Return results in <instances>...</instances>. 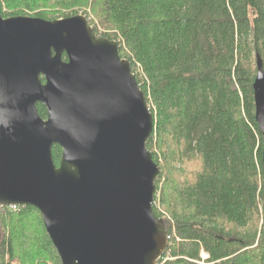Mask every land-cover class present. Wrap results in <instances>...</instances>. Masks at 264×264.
Returning <instances> with one entry per match:
<instances>
[{"label":"trees","instance_id":"trees-1","mask_svg":"<svg viewBox=\"0 0 264 264\" xmlns=\"http://www.w3.org/2000/svg\"><path fill=\"white\" fill-rule=\"evenodd\" d=\"M0 12L46 21L83 15L97 38L118 43L154 116V202L174 225L153 206L171 233L166 264H202L203 252L204 264H264L253 90L258 57L264 64V0H0ZM37 110L47 118L43 105ZM52 154L59 166L61 147ZM0 234V264H62L34 207L0 206Z\"/></svg>","mask_w":264,"mask_h":264},{"label":"water","instance_id":"water-1","mask_svg":"<svg viewBox=\"0 0 264 264\" xmlns=\"http://www.w3.org/2000/svg\"><path fill=\"white\" fill-rule=\"evenodd\" d=\"M253 90L264 164L260 57ZM154 128L130 62L83 15L0 12V205L36 208L62 264H156L165 254L168 230L153 209L161 171L147 148Z\"/></svg>","mask_w":264,"mask_h":264},{"label":"rangeland","instance_id":"rangeland-1","mask_svg":"<svg viewBox=\"0 0 264 264\" xmlns=\"http://www.w3.org/2000/svg\"><path fill=\"white\" fill-rule=\"evenodd\" d=\"M92 15V14H91ZM93 16V15H92ZM90 17V20H92L91 22L93 23V25L97 28V30L99 31V32H101V33H103L104 31H105V29H103V27H101L100 26V24L98 23V21L96 20V18H94V17ZM105 33V32H104ZM160 176H161V173H160ZM160 178V177H159ZM1 206V205H0ZM153 206H156L157 207V210L159 211V213H161L162 214V216H163V218H166L169 222H171V224H172V216L161 206V204L159 203V201H157L156 203L154 202V204H153ZM7 207H9V208H11V209H13L14 211H16V210H18V208H20V207H16V208H13L14 206H7ZM173 225V224H172ZM173 234H175V231H173ZM172 234V235H173ZM171 235V233L170 234H168V237ZM174 239V238H173ZM177 241L179 242V240L177 239ZM172 242H173V240H172ZM169 245H171V240L169 239V241H168V248H167V250H166V252L169 250ZM166 252H165V254H166ZM165 254L161 257L162 259L163 258H165ZM208 258V256H207V254L206 253H202V259L204 260H202V264H204V262H205V260ZM170 258L168 257L167 258V260H169ZM167 260H166V262H167ZM166 262H164V264H166ZM162 263V260H158L157 261V263L156 264H161Z\"/></svg>","mask_w":264,"mask_h":264},{"label":"built area","instance_id":"built-area-1","mask_svg":"<svg viewBox=\"0 0 264 264\" xmlns=\"http://www.w3.org/2000/svg\"><path fill=\"white\" fill-rule=\"evenodd\" d=\"M13 208H16V207H13ZM173 231H175V228L174 227H173ZM169 239H171V236L168 237V241H169ZM160 260H162V263L161 264H164V262H166V260H167V257H165L163 259L161 258Z\"/></svg>","mask_w":264,"mask_h":264}]
</instances>
